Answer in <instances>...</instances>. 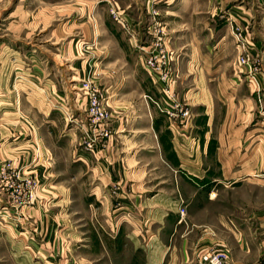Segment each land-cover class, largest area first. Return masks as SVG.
Returning <instances> with one entry per match:
<instances>
[{
  "label": "crops",
  "instance_id": "crops-1",
  "mask_svg": "<svg viewBox=\"0 0 264 264\" xmlns=\"http://www.w3.org/2000/svg\"><path fill=\"white\" fill-rule=\"evenodd\" d=\"M192 10L190 31H165V45L175 51L180 69L169 83L171 99L163 92L166 83L143 65L151 46L139 51L155 82V96L166 106L175 97L183 100L193 114L191 122L182 125L151 104L145 81L139 92L129 89V55L119 53L111 34L103 50L106 70L99 72L105 75L101 82L96 79L107 89L111 134L102 149L75 159L84 165L76 180L89 185L97 218L90 234L77 236L75 244L53 242L51 236L49 243L40 239L37 244L33 231L50 228V222L32 218L37 210L41 214L40 208L24 206L18 221L0 223V241L8 245L13 264H37L36 254L45 258L44 264H198L209 249L227 251L240 264L264 258V204L257 206L253 199L257 191L264 195V31H246L249 52L263 67L255 73L250 65L238 66L241 51L230 21L251 23V9L232 7L224 13L228 17L221 16L226 21L213 24L222 7L211 8L203 31H198L200 7ZM75 85L60 94L76 99L81 94ZM75 126L66 125L64 136L80 144L78 133L89 126ZM230 195L240 198L231 203ZM5 256L0 250V264Z\"/></svg>",
  "mask_w": 264,
  "mask_h": 264
},
{
  "label": "rangeland",
  "instance_id": "rangeland-1",
  "mask_svg": "<svg viewBox=\"0 0 264 264\" xmlns=\"http://www.w3.org/2000/svg\"><path fill=\"white\" fill-rule=\"evenodd\" d=\"M195 6L202 11L198 15L201 18L198 31L204 30L205 12L211 8L222 7L213 24L226 21L221 16L228 17L224 13L232 7L251 9V23L243 19L244 22L237 24L230 20L231 29L241 51L238 66L250 65L255 73H261V62L249 52L246 31H264V0H0V223L18 221L20 210L29 206L41 210V214L37 210L33 219H45L51 225L43 231H33L37 244L40 239L47 241L48 236L53 242L63 239L75 244L77 236L90 234L91 223L98 215L97 206L90 205L89 185L81 178L76 180L78 172L84 173V165L76 163L75 159L102 149L103 141L111 134L107 89L96 81L98 77L101 82L105 75L99 74L100 70H106L103 50H108L111 34H114L119 53L125 52L131 62L129 89L139 92L145 81L149 97L163 103L162 98L155 96V82L153 84V78L143 65L146 67L147 58L155 49L156 34L163 35L161 55L168 54L170 61L169 80L161 83H166L163 92L171 99L169 83L173 82V76L178 78L180 69L175 51L165 45V31H190ZM148 31H153V39ZM240 33L246 50L238 44ZM99 40H102L100 45ZM141 46L152 48L143 65ZM241 57L248 58L249 63L242 64ZM74 84L75 92L81 94H75L76 99L60 94L65 87ZM94 94L109 119L95 120L92 115ZM173 99L183 104V111L190 113L188 119L177 114L180 124L191 122L190 108L183 100ZM152 100L150 103L158 108ZM260 104L264 106L261 97ZM82 124L88 125L89 130L78 133L81 143L70 142V138L64 136L65 126L71 129ZM98 126H101L100 132ZM237 197L228 196L231 203ZM253 199L257 206H263L264 195L257 191ZM8 249V245L0 241V250L6 255L3 264H13L7 256ZM67 250L71 251L72 247ZM40 258L36 254L34 263L44 264L45 258Z\"/></svg>",
  "mask_w": 264,
  "mask_h": 264
},
{
  "label": "built area",
  "instance_id": "built-area-1",
  "mask_svg": "<svg viewBox=\"0 0 264 264\" xmlns=\"http://www.w3.org/2000/svg\"><path fill=\"white\" fill-rule=\"evenodd\" d=\"M156 36L157 37L155 39V49L152 52L151 56L147 58L146 67L149 69L150 72H152V76H154V78L155 77L159 78L161 80V81L159 80L160 82H168L169 80L168 61H170V58L168 57V54L164 53L163 55H161L164 52V50L161 49L163 47L161 44L163 35L156 34ZM237 41L239 46L242 47L243 50H246V45L242 33L237 35ZM249 61L250 60L246 57L240 58V62L242 64H247L249 63ZM97 93H99L98 90ZM93 99L94 101L92 103L93 105L92 115H94L95 120L102 121L106 118L109 119L106 112L100 108L99 98L95 94L93 95ZM152 102H154L162 112H166L171 116H177V114L179 115L182 114V117L185 119H188L190 116V113L188 111L182 110L183 104L181 102H174L172 106L163 105V103L159 101L152 100ZM180 212L182 219H184L186 213L185 210H181ZM198 263L199 264H240L234 261L227 251L219 250V249H209L204 251L203 253L200 254L198 258ZM254 264H264V261H260Z\"/></svg>",
  "mask_w": 264,
  "mask_h": 264
}]
</instances>
